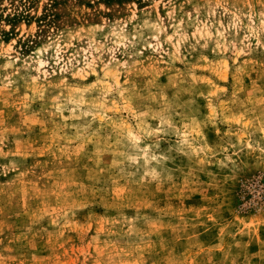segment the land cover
Wrapping results in <instances>:
<instances>
[{
  "label": "rangeland",
  "instance_id": "rangeland-1",
  "mask_svg": "<svg viewBox=\"0 0 264 264\" xmlns=\"http://www.w3.org/2000/svg\"><path fill=\"white\" fill-rule=\"evenodd\" d=\"M0 264H264V0H0Z\"/></svg>",
  "mask_w": 264,
  "mask_h": 264
}]
</instances>
